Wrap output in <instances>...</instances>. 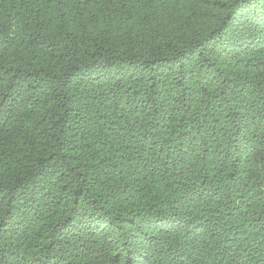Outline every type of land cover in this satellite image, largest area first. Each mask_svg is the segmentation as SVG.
<instances>
[{"label":"trees","instance_id":"obj_1","mask_svg":"<svg viewBox=\"0 0 264 264\" xmlns=\"http://www.w3.org/2000/svg\"><path fill=\"white\" fill-rule=\"evenodd\" d=\"M0 264H264V0H0Z\"/></svg>","mask_w":264,"mask_h":264}]
</instances>
